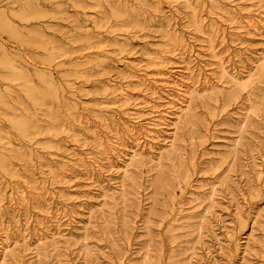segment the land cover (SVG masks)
<instances>
[{
	"label": "rangeland",
	"instance_id": "1",
	"mask_svg": "<svg viewBox=\"0 0 264 264\" xmlns=\"http://www.w3.org/2000/svg\"><path fill=\"white\" fill-rule=\"evenodd\" d=\"M0 199V264H264V0H0Z\"/></svg>",
	"mask_w": 264,
	"mask_h": 264
},
{
	"label": "bare ground",
	"instance_id": "2",
	"mask_svg": "<svg viewBox=\"0 0 264 264\" xmlns=\"http://www.w3.org/2000/svg\"><path fill=\"white\" fill-rule=\"evenodd\" d=\"M222 71H225V68L224 67H222ZM227 71V70H226ZM228 73V72H227ZM232 76H233V78H232ZM232 76H230L231 78L230 79H233L232 80V82L234 81L235 83L237 82H240L241 80H240V78H236V76L234 77V75H232ZM180 87V86H179ZM154 93V92H153ZM191 93V92H190ZM190 105V104H189ZM188 105V106H189ZM187 106V105H186ZM175 107V106H174ZM184 107V106H183ZM182 106H180L179 107V109H181V111L180 112H182V111H184L185 113L184 114H186V110H187V108L185 107V108H183ZM178 109V110H179ZM188 115V114H187ZM102 143V142H101ZM175 143H174V141H172L171 142V145H174ZM101 145V144H100ZM112 146H113V144H112ZM113 148V147H112ZM14 199V198H13ZM0 201H2L1 199H0ZM1 205V204H0Z\"/></svg>",
	"mask_w": 264,
	"mask_h": 264
}]
</instances>
